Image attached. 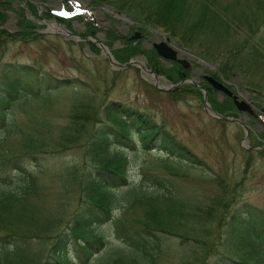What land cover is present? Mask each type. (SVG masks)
I'll list each match as a JSON object with an SVG mask.
<instances>
[{"label":"rangeland","instance_id":"374dc122","mask_svg":"<svg viewBox=\"0 0 264 264\" xmlns=\"http://www.w3.org/2000/svg\"><path fill=\"white\" fill-rule=\"evenodd\" d=\"M213 1L222 8L220 13L232 17L256 9L264 0ZM118 7L119 2L108 4L105 0H0V94L5 91L4 64L26 65L36 76L47 74L54 79L49 86L32 79L30 89V83L23 85L11 96V106L5 107L6 126L0 129V185L17 189L23 173L30 175L33 190L24 205L34 221L31 228L38 234L28 241L30 251L38 252L39 264L56 235L90 205L78 186V176L91 165L82 141L89 140L90 132L102 122L89 119L78 129L83 136L80 143L59 145L56 137L69 122L71 108L83 102L92 113L102 116L103 107L111 101L129 104L164 126L204 165L168 156L159 146L145 150L133 132L136 147L128 149L129 185L117 191L111 218L98 228L103 248L86 263L74 262L108 264L120 254L146 251V260L129 262L223 264L227 260L230 264L223 254L232 250L225 241L232 231V213L247 203L264 217V9L254 33L232 30L228 46H245L235 56V50L226 44H216L224 48L222 53L207 55L196 43H184L160 25L145 22L138 12ZM61 24L76 36L69 35ZM136 31L142 35L131 38ZM165 38L183 51L180 57L188 60L189 69L156 53L152 42ZM98 43L106 46L118 63H142L158 75L162 86L193 79L200 88L184 81L160 89L138 64L113 66ZM209 44V39L202 43L209 49L216 47ZM225 62L233 67L228 76L219 72ZM180 73L186 74L183 79ZM205 75L238 94L253 113L238 110ZM50 86L53 89H47ZM202 88L215 112L237 118L247 130L232 120L211 116L204 107ZM34 90L35 94L50 92L39 99ZM140 191L155 198L132 197ZM126 193H132L130 202L128 196L122 198ZM175 207L187 214L185 220L161 215ZM151 209L162 219L157 226L180 236L161 229L143 232L142 222L148 220ZM239 217L248 222L247 214L236 219ZM9 228L24 230L25 225L11 224ZM6 233L0 229V236ZM68 255H74L71 248Z\"/></svg>","mask_w":264,"mask_h":264},{"label":"trees","instance_id":"16d2710c","mask_svg":"<svg viewBox=\"0 0 264 264\" xmlns=\"http://www.w3.org/2000/svg\"><path fill=\"white\" fill-rule=\"evenodd\" d=\"M105 1L108 4L119 2L118 8L138 12L145 22L160 25L172 36H178L184 43H196L207 55L222 53L224 48L217 45L226 44L228 46L231 42L230 35H233L232 30L240 29L245 33H254L258 28L259 13L264 9V1H261L258 2V7L250 12L228 17L220 13L222 8L216 6L213 0ZM231 25L236 28L233 29ZM207 39L210 40L209 45L216 47L212 49L203 47L202 43ZM228 47L235 50V56L239 51L241 53L245 49V46L241 47L235 43ZM231 65V62H225V67L222 65L219 72L228 76L233 68ZM3 67L5 91L0 94V129L6 126L5 107L11 106V96L18 94L23 85L30 83V89L31 83L34 81L32 79H35L42 86L44 84L49 86L53 85L54 80L47 74L36 76L34 69L26 65L8 63ZM185 75L179 74L182 79ZM29 77H31V82H27ZM58 81L64 83V80ZM51 87L47 89H53ZM204 87L211 91L209 86L204 85ZM35 92L36 90H34L35 97L44 99L50 90L36 94ZM173 92H177V90ZM89 107L82 102L80 106L71 108L69 122L57 134L56 143L59 145H65L67 142L80 143L83 136L78 133V129L82 124L89 119L94 122H102L98 129L94 128L90 132L89 140L82 141L91 165L78 176V186L79 191L85 194L90 205L77 213L66 228L56 235L46 258H43L39 264H77L74 259L80 263H86L103 248L104 238L98 228L111 218V210L117 201V191L129 185L131 160L128 149L136 147L132 139L133 132L145 150L159 146L168 156H177L192 164L204 165L201 159L147 113L129 104L116 101H111L103 107L102 116L97 112L92 113ZM215 107L217 106L214 105ZM14 164L19 171L20 165L16 162ZM20 178L21 183L17 189L0 185V229L7 230L4 236H0V264H38V252L30 251L28 241L32 235L37 236L38 234L31 228L34 221L30 209L24 205L33 189L30 186L29 173H23ZM136 193L132 197L155 198L146 192ZM130 194L132 193H126L122 198L128 196L126 200L130 202ZM253 209L254 207L243 203L231 215L229 224L232 226V231L226 236L225 241L231 245L232 250L227 249L226 254H223L230 260V264H264V217ZM163 213L168 217L174 216L176 219H184L187 215L177 207L170 208L162 212L161 215ZM242 213L247 214L249 218L247 223H244L242 217L236 219V216H240ZM161 221L162 219L151 209L148 220L142 222L144 226L142 231L149 233L161 229L162 232L180 236V234L172 232L173 230L170 228H167L168 231H166L165 228L157 226ZM11 224L25 225V229H10L9 225ZM140 246L145 249L143 243H140ZM69 248L74 253L73 257L68 255ZM124 255L120 254V256L112 258L108 264H131L129 260H146V251L145 253L142 251V253L132 252ZM147 262L149 264L148 259ZM223 264L229 263L225 260Z\"/></svg>","mask_w":264,"mask_h":264},{"label":"water","instance_id":"95a60500","mask_svg":"<svg viewBox=\"0 0 264 264\" xmlns=\"http://www.w3.org/2000/svg\"><path fill=\"white\" fill-rule=\"evenodd\" d=\"M62 28L65 29V31L71 35V36H76L75 34L71 33L70 31H68L62 24H61ZM141 32H134V34L131 36V38L135 39V38H139L141 36ZM81 39H86V38H81ZM99 44V43H98ZM99 46L101 47V49L105 52L109 62L113 65V66H117V67H125V66H128L130 64H134V65H137L140 66V68L146 72V73H150L154 79V85L160 89H163V90H168L170 88H173V87H177L179 86L181 83H183L184 81H190L192 82L193 84H195L196 86L199 87V85L197 84L196 80H193V79H184V80H181L180 82L176 83V84H173L172 86H169V87H166V86H162L161 84L158 83V75L149 70L148 68H146L142 63H139V62H135V61H130L129 63H125V64H121V63H118L114 57L111 55L110 51L108 50V48H106V46H104L103 44H99ZM152 46L154 47L156 53L162 58V59H165V60H170V61H176L177 63L181 64L183 67L185 68H188L189 69V62L187 59L185 58H181L180 55L183 53L182 50L179 51V47H172L171 45L168 44V39L165 38L164 40H155L152 42ZM205 79H207V81L211 84V86L216 89L217 91L219 92H222V93H225L227 96L231 97L236 108L238 110H241V111H245V112H248V113H252V108L251 106L243 99L239 100V96L238 94H233V92L231 90H229L227 88V86L225 84H223L222 82L214 79L212 76H209V75H205L204 76ZM200 88V87H199ZM204 96H203V99H204V107L206 109V111L213 117H216V118H220L222 120H232L236 123H239L241 124L246 130H247V127L246 125H244L240 120H238L237 118H232V117H225V116H222L221 114L215 112L211 106L209 105V103L207 102V94H206V90H204L203 88L201 89ZM246 136V135H245Z\"/></svg>","mask_w":264,"mask_h":264},{"label":"bare ground","instance_id":"6f19581e","mask_svg":"<svg viewBox=\"0 0 264 264\" xmlns=\"http://www.w3.org/2000/svg\"><path fill=\"white\" fill-rule=\"evenodd\" d=\"M54 24H55V23H54ZM51 27L55 28V26H54V25H53V26L51 25Z\"/></svg>","mask_w":264,"mask_h":264},{"label":"flooded vegetation","instance_id":"af4514ba","mask_svg":"<svg viewBox=\"0 0 264 264\" xmlns=\"http://www.w3.org/2000/svg\"><path fill=\"white\" fill-rule=\"evenodd\" d=\"M264 150V149H263Z\"/></svg>","mask_w":264,"mask_h":264}]
</instances>
